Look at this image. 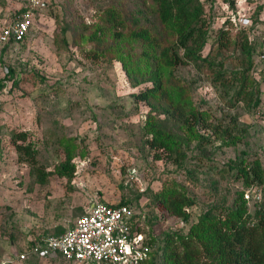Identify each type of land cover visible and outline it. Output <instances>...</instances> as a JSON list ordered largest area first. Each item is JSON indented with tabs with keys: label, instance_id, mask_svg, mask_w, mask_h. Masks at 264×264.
Here are the masks:
<instances>
[{
	"label": "rangeland",
	"instance_id": "374dc122",
	"mask_svg": "<svg viewBox=\"0 0 264 264\" xmlns=\"http://www.w3.org/2000/svg\"><path fill=\"white\" fill-rule=\"evenodd\" d=\"M27 1L0 0V23ZM204 6L210 27L202 55L215 48L221 28L232 37L245 32L253 47L249 89L258 87L260 103L248 108L253 100L238 93L232 71H240L243 56L232 45L214 57L232 72L224 84L193 63L174 69L185 90L171 92V99L185 102L186 116L200 114L196 126L191 117L160 114L135 99L152 84L145 80L151 58L141 43L115 39L113 33L123 29L106 18L115 10L128 25L151 24L148 0H45L24 40L0 47V264H81L41 252L28 253L22 262L17 256L29 250L33 237L69 229L96 202L127 201L143 215L154 264H161L158 248L167 233L186 234L199 218L240 203L250 214L264 207V182L245 184L235 167L258 162L264 179V0H213ZM137 14L135 25L131 18ZM228 16L235 22L227 25ZM150 118L183 153L180 163L176 152L168 156L149 146ZM23 132L37 152L34 164L12 143ZM67 151L74 165L70 178L57 171ZM175 191L193 201L187 221L158 208L159 197Z\"/></svg>",
	"mask_w": 264,
	"mask_h": 264
},
{
	"label": "trees",
	"instance_id": "16d2710c",
	"mask_svg": "<svg viewBox=\"0 0 264 264\" xmlns=\"http://www.w3.org/2000/svg\"><path fill=\"white\" fill-rule=\"evenodd\" d=\"M152 8L153 23L134 27L128 25L126 17L113 10L109 12L107 21L123 29V32L113 33L115 39L124 36L146 46L143 55L151 58L146 81L151 86L135 94V99L143 101L160 114H171L174 118L188 121L192 119L193 126L199 125L200 114L183 113L185 102L171 99V92L181 95L184 91L179 79L174 76L175 67L193 63L198 68L206 67L210 70L214 81L225 83L227 74H234L239 81V92H244L243 99L253 100L248 108L254 109L260 103L259 89H249L248 79L252 68L253 47L249 43L245 32L236 33L235 37L229 29L221 28L216 38V46L211 47L206 56L202 55L203 47L209 35L210 23L205 16V3L213 0H148ZM140 14L132 17L135 25L139 24ZM129 23V22H128ZM226 24H230L229 20ZM65 30L64 28L62 29ZM62 31V32H63ZM232 45L239 47L243 57L240 58L241 69L229 72L225 69L224 60L215 62L218 51L228 49ZM263 51V50H262ZM261 51V52H262ZM140 83V81H137ZM249 95V97L247 96ZM255 95L254 99L253 96ZM192 126V127H193ZM227 129H225V132ZM145 131L152 134L147 139L149 146L154 149H165L168 156L175 153L174 161L180 163L184 159L183 153L173 147L170 134L155 120L146 122ZM194 131V130H193ZM27 133H15L12 143L15 149L25 155L31 164L35 163L36 151L26 142ZM70 151L66 152V160L57 169L58 173L70 178L74 172V165L70 163ZM159 158V155H156ZM238 166L237 176L245 184H263V171L260 163L254 162L250 167ZM234 168L231 166L230 168ZM45 175L40 180H45ZM158 208L165 209L168 214L188 220L186 207L193 201L183 192L175 191L159 197ZM118 204H129L127 201ZM152 242V241H150ZM161 252V264H264V207H259L253 214L247 211L244 203L228 209L219 216L201 217L192 224L186 234L169 232L165 235L163 245L158 248ZM157 250V251H158ZM155 253L149 261L154 264Z\"/></svg>",
	"mask_w": 264,
	"mask_h": 264
},
{
	"label": "built area",
	"instance_id": "2783aa9c",
	"mask_svg": "<svg viewBox=\"0 0 264 264\" xmlns=\"http://www.w3.org/2000/svg\"><path fill=\"white\" fill-rule=\"evenodd\" d=\"M43 5L45 0H28L9 21L1 22L0 47L22 42L33 26L34 13ZM227 19L235 22L234 16ZM143 218L131 204L93 203L66 231L33 237V244L17 261L41 252L81 264H150L153 243L143 234Z\"/></svg>",
	"mask_w": 264,
	"mask_h": 264
},
{
	"label": "crops",
	"instance_id": "0c3cea01",
	"mask_svg": "<svg viewBox=\"0 0 264 264\" xmlns=\"http://www.w3.org/2000/svg\"><path fill=\"white\" fill-rule=\"evenodd\" d=\"M56 235V234H55ZM29 244H30V246L33 244V240H30V242H29Z\"/></svg>",
	"mask_w": 264,
	"mask_h": 264
}]
</instances>
